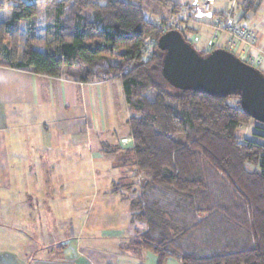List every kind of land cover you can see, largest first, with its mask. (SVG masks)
Segmentation results:
<instances>
[{
    "label": "trees",
    "instance_id": "obj_1",
    "mask_svg": "<svg viewBox=\"0 0 264 264\" xmlns=\"http://www.w3.org/2000/svg\"><path fill=\"white\" fill-rule=\"evenodd\" d=\"M156 1L169 12L179 5ZM261 2L239 0L232 14L242 10L246 18ZM44 5L51 37L39 50L38 4L0 0V10L10 12L0 20V66L79 82L121 80L132 146L110 150L121 151V166L130 167L111 192L128 201L131 223L144 225L135 227L126 249L149 251L156 264L168 258L178 264H264V145L241 136L239 126L251 118L233 102L237 94L212 96L170 85L160 71L161 32L143 14L142 0ZM185 27L178 30L191 42ZM149 36L155 42L143 55ZM214 47L220 46L199 52Z\"/></svg>",
    "mask_w": 264,
    "mask_h": 264
},
{
    "label": "crops",
    "instance_id": "obj_2",
    "mask_svg": "<svg viewBox=\"0 0 264 264\" xmlns=\"http://www.w3.org/2000/svg\"><path fill=\"white\" fill-rule=\"evenodd\" d=\"M202 39L205 49L215 44ZM255 48L264 72V38ZM128 115L117 77L79 82L0 66V264H156L151 252L126 249L144 225L131 223L128 201L111 192L130 168L110 151L132 146ZM84 173L94 186L104 181L101 194L112 200H87L67 222V185L84 183Z\"/></svg>",
    "mask_w": 264,
    "mask_h": 264
},
{
    "label": "water",
    "instance_id": "obj_3",
    "mask_svg": "<svg viewBox=\"0 0 264 264\" xmlns=\"http://www.w3.org/2000/svg\"><path fill=\"white\" fill-rule=\"evenodd\" d=\"M197 17L211 18L212 13ZM156 45L162 52L161 75L174 88L212 96L235 93L240 108L264 124V72L258 67L224 47L201 54L177 29L160 34Z\"/></svg>",
    "mask_w": 264,
    "mask_h": 264
},
{
    "label": "rangeland",
    "instance_id": "obj_4",
    "mask_svg": "<svg viewBox=\"0 0 264 264\" xmlns=\"http://www.w3.org/2000/svg\"><path fill=\"white\" fill-rule=\"evenodd\" d=\"M5 1V0H3ZM29 3H37L38 4V13H37V25H36V35L37 38L35 39V46H39L41 48H45L46 43L48 40H50L51 34L46 30V24L48 23V20H45L46 15V5L45 2H49L51 0H25ZM179 3L176 9H174L172 12L168 11L164 7V3H160L156 0H142L143 4V14L146 17H149L154 21V23L158 26V29L160 30V26L163 24H166L167 20L172 18L173 16L177 17L180 14H183L184 12L188 11L190 9L191 5H197L199 6L204 0H175ZM239 0H213L210 7V12H227V14H230V17L236 18L240 21V24L244 25L245 27L253 30L255 37L260 36V38H264V0H262L259 8L255 11L254 14H252L250 17L242 18L243 15L242 10H236V13L232 14V9H235L237 7V3ZM196 2V3H195ZM195 3V4H194ZM167 10V11H166ZM10 14L9 10L7 8H3L0 10V18L5 19V17ZM227 14L222 17H227ZM174 17V18H175ZM217 15H213L211 18L207 17H191L190 22H182L181 27L186 25L189 26V28L185 29V34L187 38L191 41V43L194 45V47L198 50L205 49V45L202 42V38H210L208 41L214 42V46L218 45L220 47H227L226 43V35L225 33L219 31L217 34V37H214V28L212 27L213 22L217 19ZM221 17L218 19H222ZM48 19V18H47ZM51 22V21H50ZM24 23H22L21 26V34H20V40L24 38ZM150 37V36H149ZM152 38V37H151ZM208 43V44H209ZM255 45L251 49H247L245 51H241L240 44L236 45V47L232 48V52H234L237 56H239L244 61L247 59L249 55H252L255 59L261 58V54H257V49L255 48ZM252 50H255V54L252 53ZM150 54V51H149ZM148 55V54H147ZM256 66H262V62H260ZM233 100V99H232ZM233 102L235 104H238V99H234ZM240 134L243 136H246L249 140L255 141L257 143H260L264 145V124L259 123L255 121L254 119H251L249 123L245 125L240 126ZM102 174V173H101ZM85 179L84 183H72L70 185H67L70 188L67 189V200L65 203L67 204V215L65 218H74L77 219L81 216L86 206L87 200H112L111 197H105L102 195V191H104V181H99L95 184V186L92 184V174L91 173H84L81 174ZM105 174L103 173L101 177H103ZM139 178H143V175L140 173L138 175ZM87 180V181H86ZM124 182L128 183L129 180H124ZM80 187V189H79ZM82 193V196L75 197V193ZM113 198V197H112ZM119 200V199H114ZM74 201H77V204H74ZM65 216V215H64ZM62 216V217H64ZM61 217V218H62ZM64 218V219H65ZM28 224V222H27ZM26 224V221H24V226H28ZM26 230V228H25ZM67 230H69V226L67 224Z\"/></svg>",
    "mask_w": 264,
    "mask_h": 264
},
{
    "label": "built area",
    "instance_id": "obj_5",
    "mask_svg": "<svg viewBox=\"0 0 264 264\" xmlns=\"http://www.w3.org/2000/svg\"><path fill=\"white\" fill-rule=\"evenodd\" d=\"M213 0H204L199 6L191 5L190 9L179 16L168 19L166 24L161 25L160 32L161 34L170 29H180L182 22H190L191 17H197V13H207L210 12L211 3ZM175 17V18H174ZM198 19V17H197ZM212 27L214 28V37H217L219 31L225 33L226 35V49L232 51L233 47L240 44L241 51H245L247 49H251L256 42V37L254 35L253 30L245 27L240 24V21L236 18L230 17V14H227V17L222 19H216L213 22ZM154 39L151 37H147L144 40L141 51L143 55L149 54V51L152 50V45L154 43ZM243 60V59H242ZM246 63L251 64L255 67L261 62V58H254L252 55H249L245 60Z\"/></svg>",
    "mask_w": 264,
    "mask_h": 264
}]
</instances>
